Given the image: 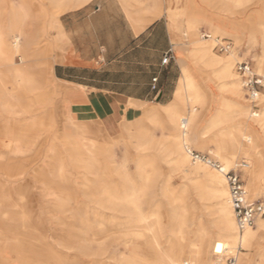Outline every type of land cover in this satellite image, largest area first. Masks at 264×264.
<instances>
[{
	"label": "rangeland",
	"instance_id": "1",
	"mask_svg": "<svg viewBox=\"0 0 264 264\" xmlns=\"http://www.w3.org/2000/svg\"><path fill=\"white\" fill-rule=\"evenodd\" d=\"M0 1L4 3L3 5L8 2L13 3L17 6L16 10L27 7L30 19H43L44 22L61 13V9L56 7L53 0ZM138 1L143 7L158 1L161 3V0ZM174 2L175 8L182 3L181 0H174ZM259 2H261L260 7L263 11L261 21L264 28V0H259ZM256 7H258V4L254 1L247 8H244L245 11L241 14L238 13L239 7H236L231 19L241 20L242 17L253 14V9ZM214 12L216 13V9L206 5L203 6V16H211ZM6 14H8L7 9L0 14V24L4 27H7L5 21L9 17V14ZM221 14L224 18L227 17L225 12H221ZM256 26L261 27L257 24ZM209 28L210 24L208 22L199 23L196 36L200 37L204 32L211 33L214 37L229 39L232 45L230 50L235 49L236 56L233 60V71L235 70L236 74L239 75L236 71V65L240 61L249 62L252 71L257 72V69H255L257 55L255 54L260 53V48H258V42L249 37V33L246 32L240 39L222 32L212 33ZM186 38L188 37L186 36ZM9 41L11 40L9 39ZM41 44L38 45L34 53H31L34 56H26V59L30 61L29 64L34 66L36 70L46 69L45 61L42 60ZM210 45L211 47L214 46V42ZM213 53L221 56L227 54V52L221 53L215 49ZM19 58L20 56H13L14 61L18 62ZM216 68V66L204 68L203 73L214 72ZM48 70L46 69L47 75L51 72V63ZM195 71L197 72L193 67V72ZM209 79L207 85L214 94L208 88L202 86L201 90L208 93V110L207 108L202 110L203 121L199 127L200 131H203L210 121H214L219 113L231 116L232 119L240 116L238 114L240 106L231 105L229 96L222 97L211 76H207V80ZM5 84V94L15 93L14 104L11 109L16 108L15 103L16 105L17 103L24 104V107L28 109L22 112V116H17V113L14 115L11 111H5L0 106V141H4L3 145L5 146L13 145L20 139L35 138V141L32 149L23 154H8L0 149V264H93L91 257L87 255L89 253V242L86 229L91 225L94 226L97 221L103 223L108 230L107 239L105 240H108V254L105 264H121L120 262L125 261L128 255L134 254V245L137 242L136 240L127 241L130 234L124 228L127 224L125 214L122 211H114L105 207L108 193H133L138 196L140 212L143 215L151 211H158L163 228L166 229L163 237L164 241L168 236L167 230L171 225L170 216L179 209L181 211L188 209V217L200 221L201 227L210 230L216 229L219 223V204L213 199L212 195L215 186L200 175L187 177L182 171H177L172 156H165L163 153V149L170 144L175 132L172 123L160 107L162 104H167L174 99L170 87L166 95L160 99L155 98L150 103L142 106L135 105L129 107L130 109L128 107L122 108L121 113L123 114L111 128V132L105 131L102 122L95 114L70 109L78 119L84 121L91 119L95 125L101 126L103 132H105L98 136L96 147L74 140L77 142V148L74 151L82 154H88L89 150L95 152L96 160L87 168V173L85 169L70 163L73 156H67V153L62 151V147H65L64 142H70L72 132L69 133L66 128L68 115L62 109V96L56 82H54V88H51L47 93L42 92L40 89L39 91L34 89L30 93H24L26 90H22L23 88L18 85L16 79L5 80ZM54 89L58 90L56 94ZM210 102L212 107H210ZM49 105L53 109V119L49 120L43 114L40 118H30L31 114L40 107ZM245 105L247 111L260 112L263 110L264 102L261 99L256 103H251L248 99V101L245 100ZM149 108H156L159 115L154 122L147 119H143L144 122L141 120L143 124L142 136L128 140L126 131L122 127L125 125L135 126L136 122L144 117V111ZM20 117H28V119L20 120ZM230 123L227 125L218 124V126L212 128L207 133V139L210 138V142L203 149L194 148L190 145L191 148L220 162L219 156L216 155L220 148L217 145L215 146L211 139L224 128L233 127L236 121ZM253 128L258 136V154L261 155L264 161V124L256 125ZM22 132L24 133L22 134ZM5 133L11 135L8 137ZM110 141L112 142V150L107 149ZM53 142L60 151L59 156L61 155L60 157L66 163L65 168L69 170L63 178L56 175H53V178L48 174H39L36 171L38 167L43 164L46 165L47 161L50 160L49 148L54 144ZM209 149H212L213 153L209 154ZM236 155L233 159L235 166L231 169L237 168V164L242 160L246 163L248 161V164L250 163L249 170L255 169L256 164L248 154L238 152ZM6 172L10 173V178L6 176ZM124 173L127 174L129 181L121 178V174L124 175ZM262 174L264 175V171ZM22 176L25 180L24 185L17 188V190L11 189V187L8 189L5 186L7 195L19 199L17 201L8 200L7 202H13L16 206L13 208L6 207L7 203L2 200L4 191L1 182L7 179L12 181L13 178ZM242 180L246 182L245 178H242ZM41 182L45 183L43 188ZM259 183L260 185L263 184L262 181ZM44 187H48V189H44ZM53 190L64 195L67 206L65 210L58 207L52 199L53 196L49 195L51 194L49 192H53ZM247 190L249 194V189ZM15 192L16 194H14ZM247 200L250 202L254 200L264 202L259 190H256L250 198L247 197ZM259 219H264V217L257 218V220ZM256 222L252 228H255ZM191 227L193 231L197 228V226L192 225ZM139 245L145 248L144 241L139 242ZM229 246L235 247L237 245ZM92 248L96 250L98 247L93 245ZM239 248L243 249L242 247ZM257 249H259L258 253L256 252ZM214 251L213 248L209 250V264L214 262ZM247 252L250 253V264H264V229L258 232L254 244Z\"/></svg>",
	"mask_w": 264,
	"mask_h": 264
},
{
	"label": "bare ground",
	"instance_id": "2",
	"mask_svg": "<svg viewBox=\"0 0 264 264\" xmlns=\"http://www.w3.org/2000/svg\"><path fill=\"white\" fill-rule=\"evenodd\" d=\"M76 1L84 2L85 0ZM254 1L255 3L257 2L258 7L255 9L252 8L253 14L246 15L242 19L240 18L241 20L236 19L237 22L231 19L233 18V12H235L234 8L239 7L238 13H244V8H247ZM53 2L60 3L59 5H61L62 11L71 6L73 0H53ZM181 2L179 8L167 10L171 19L181 17L185 19L183 21H187L185 35L189 39L187 42L177 43L175 47L179 53L178 61L180 63L181 76L173 91L174 99L160 106L162 107V112L165 113L175 130L170 144L163 149V153L165 156H172V161L177 171H182L187 177H197L200 175L215 186L212 195L213 199L219 204V223L215 230L206 229L201 227L200 221L188 217V209L183 211L179 209L170 216L169 221L171 225L167 230L168 236L164 241L163 237L166 229L164 230L163 228L159 212L151 211L143 215L140 212L138 196H135L133 193H108L105 200V207L114 211H122L125 214L127 224L124 228L130 234L127 241L136 240L137 242L134 245V254L131 256L128 255L125 261L120 262L121 264H209L210 259L208 253L212 248L213 250L215 249L213 253L223 252L232 254L235 257V264H250V253L247 251L254 244L258 232L264 229V219L257 220L260 217H256L255 222L257 221V226L255 228H252V226L238 230L223 173L219 169H213L201 160L193 161L189 149H192L190 145L194 148L203 149L210 142V138L207 139V133L212 128L216 127V125L218 126V124L227 125L235 120L236 123L233 127H227L221 130L218 134L214 135L211 142L220 148V151L216 155L219 156L220 164L224 171L230 170L235 166L233 159L237 156L236 154L238 152L246 153L254 160L256 164L254 170H249L251 166L249 165L250 163L248 164V161L247 167L242 170V178L246 179V182H243L245 184V190L249 189V194L247 190L245 197L247 200V197L250 198L256 190H259L264 199V175L262 174L264 171V161L261 155L258 154V136L255 134L253 128L256 125L264 124V107L260 112L246 110L245 100L248 101L246 92H244L239 75L236 74L235 70L233 71V60L236 56L235 49L233 48L226 55L221 56L213 53L214 46L212 45L211 47L210 43L214 42V36L211 33H207L209 38L196 36L198 25L201 22H208L210 24L209 30L212 33L222 32L240 39H242V36L246 32L249 33V37L258 42V48H260V53L255 54L257 55L255 63L256 73L264 75V28L262 27L261 21L263 19V11L260 7L261 2L259 0H181ZM205 5L216 9V13H211L212 15L208 17L203 16V6ZM5 9L8 10L9 17L5 21L7 27L0 24V106L5 111H11L14 115L17 113V116H22V112L28 108H25L24 104L17 103L16 105L15 103L16 108L11 109L13 108L15 93H4L5 80L16 79L18 85L23 88L22 90H26L24 93H30L34 89L38 91L40 89L42 92L47 93L51 88H54L55 78H53L52 72H49L47 75L50 66L49 61L44 62L46 71V69L36 70L34 66L29 64L30 61L26 59L24 42L27 41L26 39L30 35L26 32L25 28L29 25L30 16L25 14L23 10H16L14 7L8 9V6L5 5H0V14ZM160 10L161 5L159 6V13ZM221 12H225L227 17L224 18ZM256 24L261 27H257ZM180 28L182 30L183 27ZM15 55L20 56L18 62L13 60V56ZM214 66L217 67L214 72L203 73L204 68ZM193 67L197 72H193ZM207 76L212 77V81L216 83L217 89L222 97L229 96L231 105L234 106L236 104L240 106L238 113L240 116L232 119L230 118L231 116L229 117L228 115L219 113L214 121H210L204 130L200 131L199 127L203 121L202 110L204 108L208 110V93L201 90L202 86L206 89L208 88L207 81H210V79L207 80ZM208 90L212 92L209 88ZM54 92L56 94L58 90L56 91L54 89ZM261 99L264 102V87L260 92L258 100ZM142 105L140 104L139 106ZM224 105L230 106L229 104ZM210 107H212L211 102ZM144 112V117L139 119L135 126L125 125L122 127L126 131L128 140L142 136L141 130L143 124L141 120L147 119L148 121L154 122L155 118L159 115L156 108H149ZM52 113L53 109L51 105L44 106L40 107L36 112H33L30 118H40L43 114L50 120L53 119ZM27 119L28 117H20V120ZM66 128L69 133L72 132V136L70 142H64L65 147H62V151H65L67 156H73L70 163L76 167L85 169L88 173L87 168L96 160L95 152L89 150L88 154H82L74 151L77 148V142L75 141H82L88 146L96 147L98 145V136L105 132H103L101 126L98 124L95 125L91 119L86 121L80 120L72 113H69L66 118ZM5 134L8 137L11 135L10 133ZM34 141L35 138L20 139L10 146H5L3 145L4 141H0V149L8 154H23L32 149ZM111 143L110 141L108 150H112ZM49 151L50 160L47 161L46 165L43 164L38 167L36 170L37 173L48 174L53 178L55 175L59 178L65 177L69 170L65 168L66 163L60 157L61 155L59 156L60 151H58L55 143L50 146ZM208 153H213L212 149H209ZM9 174V172H6V176L10 178L11 176ZM246 174L247 176H245ZM126 177L127 174H121L122 179L129 181V178ZM260 181L263 184L260 185ZM24 182L23 176L13 178L12 181H8L7 179L1 182L4 191L2 200H4V203H7L5 205L6 207L13 208L16 206L13 202V204L10 201L7 202L8 200L17 201L19 199L18 197L15 199L11 195H7L5 189L11 187V189L17 190V188L24 185ZM41 184L43 188L45 183L41 182ZM45 188L48 189V187ZM49 193V195L53 196L52 199H54L58 207L64 210L67 208L66 200L62 193L54 190ZM191 225L194 227L197 226V228L193 231ZM107 233L106 226L99 221L94 226L91 225L86 229L87 240L89 242V253L87 255L91 257L93 264H105V259L108 254V240L105 241L107 239ZM141 241L145 242V248L139 245ZM235 244L237 245L235 247L229 246ZM93 245H96L98 248L94 250L92 248Z\"/></svg>",
	"mask_w": 264,
	"mask_h": 264
},
{
	"label": "crops",
	"instance_id": "3",
	"mask_svg": "<svg viewBox=\"0 0 264 264\" xmlns=\"http://www.w3.org/2000/svg\"><path fill=\"white\" fill-rule=\"evenodd\" d=\"M54 4L62 9L60 3ZM5 6L17 7L10 2ZM176 8L174 0L147 7L138 0H73L71 6L45 22L29 20L26 56L42 43V60L51 63L63 111L67 115L74 114L70 109L93 113L105 131L111 132L122 108L150 103L164 97L169 87L171 93L176 88L181 75L175 47L188 41L187 21L168 15V9ZM27 9L22 8L25 14ZM168 50L172 59L163 65L162 56ZM155 77L157 91L151 89Z\"/></svg>",
	"mask_w": 264,
	"mask_h": 264
},
{
	"label": "built area",
	"instance_id": "4",
	"mask_svg": "<svg viewBox=\"0 0 264 264\" xmlns=\"http://www.w3.org/2000/svg\"><path fill=\"white\" fill-rule=\"evenodd\" d=\"M202 37L209 38V35L202 32ZM231 47L232 45L229 39L214 37L213 49L218 52H228ZM162 57L161 63L163 65L168 64L172 59L171 50L166 51ZM236 71L240 75L242 87L246 92L247 98L251 103H256L261 89L264 87V75L253 72L249 62L246 61L238 62ZM156 81V77L152 79L151 89L153 91H157ZM189 153L193 161L201 160L214 169H219L223 173L238 230L254 226L256 217H264L263 201L254 200L250 202L246 200L245 184L241 178L242 170L247 167V163L244 160L237 164V168L224 171L220 162L212 159L209 155L196 152L193 149H189ZM214 257L213 264H235V257L232 254L219 252L214 253Z\"/></svg>",
	"mask_w": 264,
	"mask_h": 264
}]
</instances>
